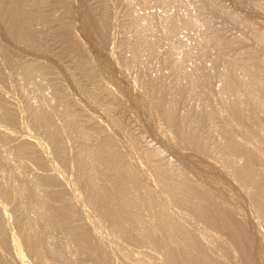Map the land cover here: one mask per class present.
I'll return each mask as SVG.
<instances>
[{"label":"rangeland","instance_id":"374dc122","mask_svg":"<svg viewBox=\"0 0 264 264\" xmlns=\"http://www.w3.org/2000/svg\"><path fill=\"white\" fill-rule=\"evenodd\" d=\"M18 1L21 38L0 12L8 58L0 101L14 117L0 122V188L15 195L9 202L0 190V228L13 264H41L22 220L47 264H264V0ZM225 63L247 87L225 84ZM182 70L199 73L200 84ZM181 124L195 144L180 138ZM228 136L239 154L258 153L244 176V155L225 149ZM86 178L124 180L126 193L94 201ZM57 190L68 226L87 234L85 248L69 247L60 231L40 240L37 197Z\"/></svg>","mask_w":264,"mask_h":264},{"label":"bare ground","instance_id":"6f19581e","mask_svg":"<svg viewBox=\"0 0 264 264\" xmlns=\"http://www.w3.org/2000/svg\"><path fill=\"white\" fill-rule=\"evenodd\" d=\"M2 1V0H1ZM9 1V0H8ZM155 1V0H154ZM173 1H175V0H165V2H171V3H173ZM181 2H183L182 0H180ZM4 2H5V0H4ZM142 2V1H141ZM146 2H148V1H146ZM158 2V1H157ZM163 2H164V0H163ZM177 2V1H176ZM1 3H3V2H1ZM142 4H144V3H142ZM166 4V3H165ZM180 4V3H179ZM163 5V4H162ZM176 5V4H175ZM181 5H182V3H181ZM2 9H0L1 11V14L3 13V14H6V13H8V17L9 18H6V19H8L7 21H9V24H8V22H7V25L5 26V27H8L7 29H8V34L10 35V36H12L13 37V35H15V37H18V38H21V36L23 35V33L25 32L24 30H23V28L19 25V19H20V17L21 16H24L25 15V13H23V12H21L20 11V9H19V1L18 0H10L7 4H5L4 3V5L2 4ZM167 7V6H166ZM190 12V11H189ZM188 13V12H187ZM192 12H190V14H191ZM169 14V13H168ZM171 15V14H170ZM169 15V16H170ZM181 15H182V13H181ZM181 15H180V17H181ZM186 15V14H185ZM5 16V15H4ZM7 16V15H6ZM153 16V15H152ZM173 16V15H172ZM184 16V15H183ZM191 16V15H190ZM190 16H189V18H190ZM154 17V16H153ZM152 17V18H153ZM192 17H193V15H192ZM195 17V16H194ZM157 18V17H156ZM170 18V17H169ZM176 18V17H175ZM186 18V17H185ZM3 19V18H2ZM158 19V18H157ZM157 19H155V21L157 20ZM191 19V18H190ZM188 20V21H190V24H191V20ZM4 20V19H3ZM147 20V19H146ZM160 20V19H159ZM180 20H181V18H180ZM4 21H6V20H4ZM149 21H152L151 20V18H150V20ZM162 20H160V22H161ZM165 22H166V20H164ZM163 21V22H164ZM176 21V20H175ZM193 21V20H192ZM154 22V21H153ZM160 22H159V24H160ZM170 22V21H169ZM187 22V21H186ZM143 23V22H142ZM155 23V22H154ZM154 23H153V25H154ZM176 23V22H175ZM182 24L183 23H185V22H183V20H182V22H181ZM189 23V22H188ZM193 23H195V21L194 22H192V24ZM198 23V21H196V24ZM150 24V23H149ZM157 24H158V22H157ZM157 24L155 23V26H156V28H158L159 26H157ZM179 24V23H178ZM178 24H176V25H178ZM199 24V23H198ZM137 25H139V23L137 24ZM136 25V26H137ZM146 25V24H145ZM144 25V26H145ZM194 25V24H193ZM151 26V25H150ZM180 26V25H179ZM187 26V25H186ZM188 26H190V25H188ZM187 26V27H188ZM140 27V26H139ZM147 27V26H146ZM161 27H163V26H161ZM182 27V26H181ZM194 27V26H193ZM199 27V26H198ZM197 27V28H198ZM145 28V27H144ZM155 28V27H154ZM165 28V27H164ZM177 28V27H176ZM184 28V27H183ZM182 28V29H183ZM189 28V27H188ZM136 29H139V28H137L136 27ZM147 29H150V28H147ZM171 29V28H170ZM141 30V29H140ZM151 30V29H150ZM161 30V29H160ZM184 30H185V28H184ZM197 30V29H196ZM138 30H136V33H138L137 32ZM148 31V30H147ZM188 31H191L190 29L188 30ZM145 32H146V30H145ZM152 32V31H151ZM177 32V31H176ZM185 32V31H184ZM63 33H65V30L63 31ZM141 33V32H140ZM147 33V32H146ZM156 33V32H155ZM162 33V32H161ZM170 33V32H169ZM145 34V33H144ZM148 34V33H147ZM158 34V33H157ZM213 34H214V32H213ZM65 35H67V36H69V34H68V31H66V33H65ZM150 35V34H149ZM148 35V36H149ZM163 35V34H162ZM173 35V34H172ZM177 35V34H176ZM176 35H175V37H176ZM144 36V35H143ZM154 36V35H153ZM161 36V35H160ZM210 36V35H209ZM214 36V35H213ZM212 36V37H213ZM169 37V36H168ZM154 38V37H153ZM204 38H205V36H204ZM214 38V37H213ZM140 39V38H139ZM143 39V38H142ZM146 40H147V38H145ZM152 39V38H151ZM155 39V38H154ZM215 39V38H214ZM213 39V40H214ZM141 40V39H140ZM160 40V39H159ZM158 40V41H159ZM180 40V39H179ZM209 40H211V38L209 39ZM151 41V40H150ZM150 41H149V43H150ZM153 41H155V40H153ZM157 41V42H158ZM161 41H162V39H161ZM182 41V40H181ZM205 41V40H204ZM140 42V41H139ZM213 42V41H212ZM211 42V43H212ZM215 42V41H214ZM148 43V44H149ZM209 43H210V41H209ZM135 44V43H134ZM157 44V43H156ZM184 44V43H183ZM206 44V43H205ZM133 45V44H132ZM144 45H146V43H142V46H144ZM159 45V44H158ZM185 45V44H184ZM210 45V44H209ZM131 46V45H130ZM134 46V45H133ZM180 46H181V44H180ZM186 46H187V44H186ZM201 46H203V45H201ZM206 46V45H205ZM140 47V46H139ZM146 47H148V50L150 51V52H152V51H156V50H153L154 49V43L152 44H149L148 46L146 45ZM188 47V46H187ZM210 47V46H209ZM136 48V47H135ZM145 48V47H144ZM182 48V51L184 50V49H186V48H184V47H181ZM205 48H207V47H205ZM133 49V48H132ZM136 50H138V48L137 49H135L134 51H136ZM147 50V51H148ZM133 50H131V52H132ZM142 51V50H141ZM184 51H186V50H184ZM187 51H188V49H187ZM207 51V50H206ZM137 52V51H136ZM157 53H158V51H156ZM157 53H156V55H157ZM184 54H185V52H183ZM191 53V52H190ZM133 56H135V55H137L135 52H133ZM182 54V53H181ZM184 54H182V55H184ZM186 54H187V52H186ZM185 54V55H186ZM188 54H189V52H188ZM187 54V55H188ZM211 54V53H210ZM209 54V55H210ZM141 55V54H140ZM140 55H138V56H140ZM154 55H155V53H154ZM184 55V56H185ZM186 55V56H187ZM190 55H192V53L190 54ZM205 55V54H204ZM7 56V55H6ZM6 56H4V54H2V55H0V59H4V61H6L8 58L6 57ZM158 56H161V55H158ZM157 56V57H158ZM211 56V55H210ZM2 57V58H1ZM5 57L7 58L6 60H5ZM144 57V56H143ZM157 57H153L155 60H159V58H157ZM163 57V56H162ZM188 57V56H187ZM204 57V56H203ZM207 57H208V55H207ZM216 57V56H215ZM134 58V57H133ZM132 58V59H133ZM141 58V59H140ZM150 58V57H149ZM152 58V59H153ZM135 59V58H134ZM138 59V58H137ZM139 59L140 60H142V57H139ZM145 59V58H144ZM187 59V58H186ZM189 59V58H188ZM220 59H221V56H220ZM237 59H238V57H237ZM240 59H241V57H240ZM168 60V59H167ZM215 60H216V58H215ZM214 60V61H215ZM224 60V59H223ZM228 60V59H227ZM3 61V60H2ZM145 61V60H144ZM160 62H161V60H159ZM158 61V62H159ZM217 61V62H216ZM215 62L216 63H218V61H219V58L216 60ZM7 62V61H6ZM5 62V63H6ZM13 62V61H12ZM134 62H135V60H134ZM140 62H142V61H140ZM146 62V61H145ZM145 62L144 63H142L143 64V66H142V64H141V66L142 67H140V69L141 68H143L144 67V64H145ZM150 61H149V59H148V63H149ZM163 62V61H162ZM214 62V63H215ZM219 62H221L222 63V60L221 61H219ZM224 62V61H223ZM228 62V61H227ZM236 62H238V60L236 61ZM236 62H235V65H237L236 64ZM3 63V62H2ZM10 63V62H9ZM132 62H130V64H131ZM138 63V62H137ZM164 63V62H163ZM162 63V64H163ZM245 63V62H244ZM248 63V62H247ZM4 64V63H3ZM7 64V63H6ZM12 64H14V63H11L10 65H12ZM136 64V63H135ZM139 64V63H138ZM161 64V63H160ZM159 64V65H160ZM161 64V65H162ZM166 64V63H165ZM218 64H220V63H218ZM231 64H233L234 65V63H233V61H232V63ZM250 64V63H249ZM10 65H7L8 67L10 66ZM15 65V64H14ZM137 65V64H136ZM146 65V64H145ZM222 64H220V66H221ZM225 65L227 66L226 68H229L228 67V65H230V63L228 62V65L225 63ZM234 65V66H235ZM242 66H244V64H241ZM247 65V64H246ZM4 66V65H3ZM13 66V65H12ZM139 66V65H138ZM173 66V65H172ZM240 66V65H239ZM238 66V67H239ZM249 66V65H248ZM253 66V65H252ZM2 67V66H1ZM8 67H6L7 69H8ZM15 67V66H14ZM135 67V66H134ZM162 67H164L163 65H162ZM161 67V68H162ZM182 67V66H181ZM225 67V66H224ZM231 67V69L229 68V69H226L227 70V74H225L224 72H223V77H225L224 78V80H225V84L226 85H231V81L233 82V85H234V87L235 88H237L238 86L237 85H235L236 84V81H237V84H240L241 85V83H244V82H240V80H238V76H239V79L240 78H242V76H240L241 74V72L239 71V73L238 74H240V75H237L236 74V69H235V71L234 70H232V67L233 66H230ZM237 67V66H236ZM235 67V68H236ZM3 68V67H2ZM5 68V67H4ZM4 68H3V70H4ZM5 68V69H6ZM10 68V67H9ZM13 68V67H12ZM11 68V69H12ZM166 67H164V69H165ZM250 68H253V67H250ZM144 69V68H143ZM142 69V70H143ZM146 69H149V68H147L146 67ZM145 69V70H146ZM173 69V68H172ZM180 69V68H179ZM179 69H178V71H179ZM234 69V68H233ZM240 69V68H239ZM241 69H242V67H241ZM244 69V68H243ZM242 69V70H243ZM3 70H1V72L3 71ZM9 70V69H8ZM7 70V71H8ZM142 70H139L140 72L142 71ZM145 70H144V72H145ZM181 70V69H180ZM184 70V69H183ZM183 70H182V74H183ZM224 70V69H223ZM222 70V71H223ZM226 70H224V71H226ZM229 70V71H228ZM247 70H248V67H247ZM262 70V69H261ZM5 71V70H4ZM147 71V70H146ZM150 70H148L147 71V74L146 75H148V72H149ZM176 71V70H175ZM200 71V70H199ZM198 71V72H199ZM257 71H259V70H257ZM143 72V71H142ZM141 72V73H142ZM143 72V73H144ZM180 72V71H179ZM250 72H252V71H250ZM6 73H10L9 71L8 72H5V74ZM140 73V74H141ZM185 73V72H184ZM246 73V72H245ZM2 73H0V86L2 85V83H4V82H6V81H4V82H2V75H1ZM4 74V73H3ZM176 74H177V72H176ZM180 74H181V72H180ZM242 74H243V72H242ZM150 75H152L151 73H150ZM173 75H174V73H173ZM172 75V76H173ZM184 75V78H185V80H187L188 79V81L190 82L191 81V83H192V85L193 86H195V84H196V86H197V84H200V83H198V82H200V78H201V76H200V74L199 73H196V72H193V73H190V74H188V73H185V74H183ZM183 75H181L182 76V78H183ZM246 75H248V74H246ZM250 75H251V73H250ZM254 75V74H253ZM4 76V75H3ZM6 76V75H5ZM5 76H4V78H5ZM8 76V75H7ZM10 76V75H9ZM141 76L142 75H140V78H141ZM144 74H143V78H144ZM176 76V75H175ZM203 76V75H202ZM244 77H245V75H243ZM262 76H264V75H261V77ZM151 77V76H150ZM179 77V76H178ZM223 77H222V79H223ZM243 77V78H244ZM148 78H149V76H148ZM155 78V77H154ZM181 78V77H180ZM204 78V77H203ZM10 79V78H9ZM142 79V78H141ZM145 79H146V77H145ZM149 79H153V78H149ZM177 79V78H176ZM175 79V80H176ZM5 80V79H4ZM157 80V79H156ZM156 80H155V82H156ZM184 79H183V81H185ZM243 80H245V79H243ZM251 80V79H250ZM259 80V79H258ZM8 81V80H7ZM143 81H144V79H143ZM182 80H180L179 82H181ZM188 81H186V82H188ZM246 81H248V83H249V79H247ZM245 81V83H244V86H246L247 84V82ZM255 81V80H254ZM150 82V81H149ZM155 82H151V84H149L148 82H146L149 86L151 85H153V84H155ZM178 82V83H179ZM252 82V81H251ZM256 82H257V80H256ZM261 82H264V81H261ZM143 83V82H142ZM153 83V84H152ZM255 83V82H254ZM144 84V83H143ZM146 84V85H147ZM186 84V83H185ZM184 84V85H185ZM190 84V83H189ZM188 83L185 85V87L187 86L188 87V85H189ZM7 85V84H6ZM9 85V84H8ZM145 85V84H144ZM159 85V84H158ZM249 85V84H248ZM250 85H251V83H250ZM260 85V84H259ZM3 86V85H2ZM154 86V85H153ZM156 86V85H155ZM155 86H154V90H155ZM237 86V87H236ZM252 86V85H251ZM257 86V85H256ZM255 86V87H256ZM264 86V85H263ZM263 86L261 85V87H262V89H263ZM148 87V86H147ZM182 87V86H181ZM247 87V86H246ZM248 87H250V86H248ZM254 87V88H255ZM259 87V86H258ZM260 87V88H261ZM149 88H152V87H149ZM184 88V87H183ZM182 88V89H183ZM190 88V85H189V87H188V89ZM257 88V87H256ZM185 89V88H184ZM187 89V88H186ZM249 89V88H248ZM252 89H253V87H252ZM262 89H259V90H262ZM2 90V89H1ZM1 90H0V93H1ZM3 91H4V89H3ZM257 91V90H256ZM150 92H151V89H150ZM149 92V93H150ZM254 92V91H253ZM261 92H263V90L261 91ZM152 93H153V91H152ZM253 94V93H252ZM255 95V94H254ZM2 102L0 101V122H5V123H8V122H13V120H14V117H13V115H11L13 112H12V110L10 109V108H8V109H6L4 106H2V104H1ZM241 107V106H240ZM242 108V107H241ZM231 109H233V110H231V112L232 113H236L235 115H240L241 113H242V111H243V109H240V108H236V107H234V108H231ZM2 114H4L5 115V117L4 116H1ZM7 116V117H6ZM250 121H252L251 119H250ZM253 122V121H252ZM185 125V124H184ZM178 125L177 127H176V130H177V128H178V134L181 136L180 138L181 139H183V140H187V141H189L190 143H193V144H195L194 143V140L191 138L192 137V131L190 130V128L187 126V125ZM263 125V124H262ZM246 126H248V124L246 125ZM245 128V127H244ZM246 130V129H245ZM247 130H249L248 128H247ZM237 132V131H236ZM245 133H247V132H245ZM243 134V133H242ZM250 136H252L251 134H250ZM254 136V135H253ZM231 136H228L227 138V142H226V146H224L225 147V149L227 150V151H229V152H231V153H233V154H236V153H238V155H244V159H245V161H244V163H243V166H239L238 168H237V173L238 174H240V176H244V174L246 173V172H250L251 171V169L253 168L252 167V164H254L255 162V158H256V160H257V155H258V153L254 156V154L257 152V151H255V153L254 154H252L253 153V151H252V153L251 152H247V151H243V152H241V154H239L240 153V150L239 151H237L236 149H234V148H232V144L231 143H233V144H235L234 143V139L233 138H230ZM253 139H256V138H253ZM256 141V140H255ZM225 142V141H224ZM197 144H199V143H197ZM235 146V145H234ZM101 151H102V154L103 153H107L108 152V146L107 145H103L102 147H101ZM260 153H262V152H260ZM259 153V154H260ZM260 155H263V153L262 154H260ZM196 156V155H195ZM104 157V156H103ZM105 158V157H104ZM110 165H112V164H110ZM155 165V164H154ZM248 172V173H249ZM122 174H123V176H126V172L125 171H122ZM78 175L81 177V178H85V173L84 172H81L80 170H79V172H78ZM86 180H87V182H86V184H87V186H88V194H89V196H92V198H93V200L94 201H100V200H103V199H107V198H109V197H111V196H113L114 194H117L118 196L119 195H121V196H123V195H125V193H126V188H125V185L123 184L124 183V180H117V179H112V180H108V181H104V183L101 185V186H96L95 185V183L94 182H92L90 179H87L86 178ZM44 188V187H43ZM44 189H46V188H44ZM0 190H1V192L3 193V196H5V198L7 199V201H9V202H12V200H14V191L13 190H10V191H8V189H5V188H3V187H1L0 188ZM0 192V193H1ZM1 193V194H2ZM54 193V192H53ZM51 194L50 192H48L47 194H45L43 197H37V200H36V203L35 204H37L39 207H41V209H40V211H39V214H41V217H43V220H44V222H45V226H46V230H41L42 232H41V236H40V240L43 242V239H44V237L46 236V235H48V234H50V233H54L55 231H60V232H62L63 234H64V236H65V241H66V244L69 246V247H71L70 245H73V244H77V245H79V246H81V247H83V248H85V246L84 245H87L88 243H90L89 242V240H88V238H87V234H86V232H84L83 230H77V229H74V228H72L71 226L69 227L68 226V217H69V215H68V213H69V209L68 208H66V207H64V206H59L62 202H60V198H61V195L58 193V190H57V193H55V194ZM2 196V195H1ZM5 199V200H6ZM14 202V201H13ZM15 202H16V200H15ZM17 206V205H16ZM15 206V207H16ZM17 209H18V207H17ZM161 215H160V218L163 220L164 218H165V216H164V214L163 213H161V212H159ZM22 222H23V224H22V228L20 229V231L23 233V235H24V239H25V241L29 244V246H30V252H31V254H33V255H35V257L37 258V261H39L41 264L43 263V264H47L45 261H44V257H43V253H44V246L42 245V247L40 246V244H39V235L38 234H36L35 235V237H34V239H31L30 238V232L29 231H27L26 229H30V225H29V223L27 222V220L26 221H23L22 220ZM74 246V245H73ZM72 246V247H73ZM12 250L13 251H15V247H14V244H12V245H10L9 244V242H8V240L6 239V237H5V234L2 232V230H1V228H0V264H13V262L11 261V256H12Z\"/></svg>","mask_w":264,"mask_h":264}]
</instances>
